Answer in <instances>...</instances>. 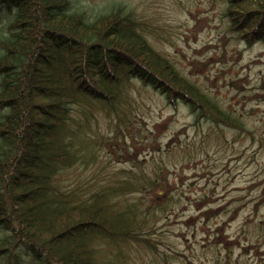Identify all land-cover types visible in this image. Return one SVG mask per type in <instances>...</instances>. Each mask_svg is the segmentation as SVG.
Here are the masks:
<instances>
[{"label":"trees","instance_id":"16d2710c","mask_svg":"<svg viewBox=\"0 0 264 264\" xmlns=\"http://www.w3.org/2000/svg\"><path fill=\"white\" fill-rule=\"evenodd\" d=\"M223 1L238 38L264 44V0ZM128 9L0 0V264H103L99 242L156 250L154 225L170 202L140 193L159 176H81L97 165V108L118 114L130 106L134 81L186 102L198 119L241 128L152 47ZM164 189L149 195H169Z\"/></svg>","mask_w":264,"mask_h":264},{"label":"rangeland","instance_id":"374dc122","mask_svg":"<svg viewBox=\"0 0 264 264\" xmlns=\"http://www.w3.org/2000/svg\"><path fill=\"white\" fill-rule=\"evenodd\" d=\"M81 1L94 12L125 4L152 47L241 123L198 119L141 81L118 114L97 108V165L81 176H159L141 198L170 202L154 225L156 250L99 242L103 264L108 248L118 253L111 264H264V44L238 38L223 0ZM164 187L169 195L150 197Z\"/></svg>","mask_w":264,"mask_h":264}]
</instances>
